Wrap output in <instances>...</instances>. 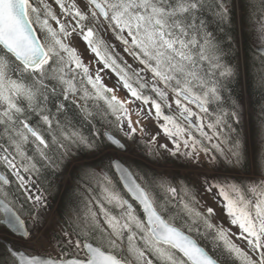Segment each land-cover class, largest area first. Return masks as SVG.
Listing matches in <instances>:
<instances>
[{"label":"trees","instance_id":"1","mask_svg":"<svg viewBox=\"0 0 264 264\" xmlns=\"http://www.w3.org/2000/svg\"><path fill=\"white\" fill-rule=\"evenodd\" d=\"M159 8L166 13L165 25L160 29L149 21L136 26L135 19L128 20L125 26L145 67L149 72L157 73L168 90L175 92L186 87L206 98L209 106L207 114L214 121H218V118L225 120L228 144L242 147L247 170L252 167L251 153L255 164L261 166L264 164V59L254 50L253 25L264 29V0H163ZM123 10V5L110 8L112 15ZM30 17L35 22L32 6ZM147 29L149 31L145 32ZM40 35L44 39V34ZM0 59L7 64L8 76L28 84L34 94L33 103L26 104L19 97H16V103L26 112L24 119L34 128H39L50 143L40 160L43 167L40 179L46 187H53L58 179L59 184L63 181L58 168L68 162L67 155L60 147L68 146L63 141L66 135L77 137L80 155L93 157L107 146L103 137L105 129L118 133L116 119L103 105L100 109L94 107V114L88 117L67 96L59 73L51 68L56 64L55 60H51L42 70L31 73L25 71L1 47ZM242 66L245 67V77ZM246 95L252 112L249 129L245 118L235 116L245 110ZM39 107L45 110V114L38 115L34 109ZM0 109H5V106L0 104ZM44 118L53 124L52 132L57 145L51 142L52 136L45 128ZM108 159L109 156H105L92 166H101L108 171ZM95 176V181L100 178L98 174ZM147 176L150 179L151 173ZM89 181L92 182L91 179ZM152 186H155L154 182ZM95 189L91 187L88 192L96 193ZM9 193L21 211H25L24 214H33L31 207L22 203L20 192L11 187ZM63 196L65 212L79 211L85 204L84 196L73 190H66ZM203 241L209 248V238L203 237ZM217 248L216 259L222 264H252L244 257L237 258L219 244ZM0 256H4L3 264H11L3 248H0Z\"/></svg>","mask_w":264,"mask_h":264},{"label":"rangeland","instance_id":"2","mask_svg":"<svg viewBox=\"0 0 264 264\" xmlns=\"http://www.w3.org/2000/svg\"><path fill=\"white\" fill-rule=\"evenodd\" d=\"M38 3L44 4L48 11L47 13L50 16H55L59 12L62 13V16L57 20H53L51 26L49 25L48 20H45L44 26L47 32V39L49 42V52L53 55L60 56L67 60L71 68H82L85 69L88 73L89 78L94 84H98L104 90L108 92L109 97L112 101L120 104L123 109V113L120 116V127L121 130L127 137H135L133 133L127 131L125 128L140 134L139 128L134 125L127 123L129 120H133L136 124H144L142 128L141 138L147 145V154L154 161L155 167L158 166L160 171L164 169L168 171L169 167L163 162L162 156L160 153L164 152H173L176 150V145L183 143L185 145L184 151L191 155H195L194 148L197 146L193 145L194 142L190 143L187 135L183 132L178 131V128L175 127V118H168L161 116L162 108L158 105L152 98L142 99L137 95L133 86H129L127 83L128 74H134L138 69V63L134 57H131L128 53L127 47L121 42V40L115 41L111 38L109 29L102 23V25H97L95 27L94 33L99 35L102 43L105 46H110L119 50L125 60V68L123 69V77L117 75L107 64L102 61L100 52L97 45L89 43L93 37L92 32L83 33L80 28H71L67 36L63 39H60L56 35L63 23V20L68 18L67 11L73 13H79L80 16L84 18L89 16L88 6L82 0H36ZM83 12V13H82ZM4 64L0 61V96L4 102L10 103L11 107L16 110V107L11 104V95L12 93H23L25 89L22 85L17 82L10 81L5 76ZM148 80V79H147ZM153 80H145V88L149 85V88L154 83ZM74 87L69 85V91L74 92ZM161 89V88H160ZM88 95V93H86ZM159 97L165 105L166 111L171 114H175L178 117L189 116L192 118V121L199 128L198 135L200 142L211 146L214 142V138L211 136L208 130V123L205 119L201 118L199 112L196 108H192L194 113H188V106H185L176 96H171L167 93H159ZM33 103V101H32ZM39 107L37 111L44 112L45 110ZM4 117V115H0ZM127 129V130H128ZM14 135L10 142L15 140V136H24L25 134L21 131L18 134V131H14ZM129 137V138H130ZM24 138V137H23ZM178 139V141H177ZM23 140V139H22ZM25 141V138H24ZM23 141V143H24ZM18 142L14 146V154L17 157L18 165L22 168L25 173H36L35 167L28 160L26 151L23 148L21 139L17 138ZM162 149V151L160 150ZM221 157L226 159L225 153L220 154ZM162 161V162H161ZM198 159L196 158V162ZM204 170H199L200 172L207 173L208 166L202 165ZM234 173L233 176L240 178L242 173ZM234 178V177H233ZM197 182L199 178L195 176L194 178ZM235 179V178H234ZM24 191L32 198L31 190L28 185L21 181L18 177ZM250 180V179H249ZM262 183L264 186V178L259 179V184ZM230 187L229 183L225 184ZM215 193L217 197H222L223 203L226 202L225 192L221 191L218 187L216 188L214 194H209L203 189V195L200 196L201 207L205 208V213L207 215L211 214L213 218L216 216L215 224L222 229V232L225 233L227 239L233 247H236L240 251L247 254L254 261L260 262L264 258V192L261 189L256 190L255 197L252 199L254 205L255 213L251 219H245V225H232L224 221L222 217V212H224V207L222 208L219 201L213 200L211 203L208 199L215 198ZM114 206L122 212L125 220H128L125 224H122L119 220L112 217L106 210L104 206ZM117 196L107 191L102 192L100 202L96 205V210L93 211L86 220L75 219L79 226H85L86 229L92 227L95 230H98L102 235H104V241L108 246L113 248L122 247V234L132 231V235L127 237V244L124 248L127 254V257L131 264H152L149 262L144 253L138 249L135 238L139 233L134 229L136 225L135 218L126 212ZM49 221L52 219V214L48 212ZM54 219L50 221L53 223ZM137 228V227H136ZM139 231L144 232L140 228ZM40 233L30 242L37 249H43L48 251L47 241L40 237ZM38 239L35 242V239ZM144 247L151 249L153 251L158 250V248L150 241L149 237L143 236L140 238ZM125 246V244H124ZM123 246V247H124ZM168 256L166 254H161L160 258L166 259ZM175 264H184L180 262L173 254H170V258Z\"/></svg>","mask_w":264,"mask_h":264},{"label":"water","instance_id":"3","mask_svg":"<svg viewBox=\"0 0 264 264\" xmlns=\"http://www.w3.org/2000/svg\"><path fill=\"white\" fill-rule=\"evenodd\" d=\"M0 44L27 68H35L45 58V51L37 32L31 24L27 13V0H0ZM262 53L261 51H259ZM113 144H119L113 141ZM122 149H124L122 147ZM122 173V172H121ZM123 176V175H122ZM121 179L126 189L132 192L133 179L123 176ZM1 206L6 211L7 223L17 235L27 237L22 220L12 212L8 205L0 200ZM170 229L163 223V234L158 236L163 242L177 246L178 241L169 237ZM184 254L189 256L186 250ZM98 257V256H97ZM92 258L89 264H106L101 258ZM21 264H33V261L19 257ZM41 264H59L43 259ZM110 264V263H108ZM121 264V263H120Z\"/></svg>","mask_w":264,"mask_h":264},{"label":"bare ground","instance_id":"4","mask_svg":"<svg viewBox=\"0 0 264 264\" xmlns=\"http://www.w3.org/2000/svg\"><path fill=\"white\" fill-rule=\"evenodd\" d=\"M96 190V192H97V189H95ZM90 194H95L94 192H91Z\"/></svg>","mask_w":264,"mask_h":264}]
</instances>
